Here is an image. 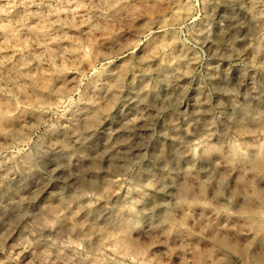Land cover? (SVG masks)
<instances>
[{
  "label": "clouds",
  "instance_id": "1",
  "mask_svg": "<svg viewBox=\"0 0 264 264\" xmlns=\"http://www.w3.org/2000/svg\"><path fill=\"white\" fill-rule=\"evenodd\" d=\"M0 264H264V0H0Z\"/></svg>",
  "mask_w": 264,
  "mask_h": 264
}]
</instances>
